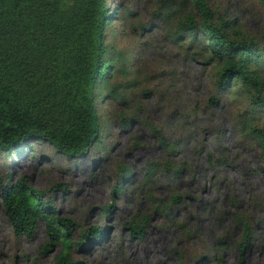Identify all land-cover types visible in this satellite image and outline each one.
Returning <instances> with one entry per match:
<instances>
[{"label":"rangeland","instance_id":"1","mask_svg":"<svg viewBox=\"0 0 264 264\" xmlns=\"http://www.w3.org/2000/svg\"><path fill=\"white\" fill-rule=\"evenodd\" d=\"M207 1L263 47L264 0ZM106 3L118 61L98 93L100 141L81 158L46 142L0 150V264H54L62 250L45 251L44 220L31 237L15 234L1 184L18 181L75 221L79 264H264V145L252 131L264 135V106L241 81L221 86L203 46L173 35L192 0ZM163 3L172 16L156 15ZM94 226L105 236L87 241Z\"/></svg>","mask_w":264,"mask_h":264},{"label":"trees","instance_id":"2","mask_svg":"<svg viewBox=\"0 0 264 264\" xmlns=\"http://www.w3.org/2000/svg\"><path fill=\"white\" fill-rule=\"evenodd\" d=\"M175 10L163 3L156 15L172 16ZM110 21L106 0H0L4 154H21L33 142H46L67 158H81L100 141L98 93L110 85L118 61L105 42ZM173 35L189 39L190 47L203 46L207 60L217 66L221 86L241 81L264 106V45L247 38L235 20L218 19L207 0H192V11ZM195 56L193 52L191 58ZM252 131L264 145V135L254 127ZM1 187L4 210L17 236L31 237L44 220L50 238L45 251L62 244L54 264H79L71 251L83 241L71 237L77 226L73 219L58 216L45 192L22 181ZM132 229L141 235L140 227ZM104 236L105 229L98 226L86 233L92 242Z\"/></svg>","mask_w":264,"mask_h":264},{"label":"bare ground","instance_id":"3","mask_svg":"<svg viewBox=\"0 0 264 264\" xmlns=\"http://www.w3.org/2000/svg\"><path fill=\"white\" fill-rule=\"evenodd\" d=\"M260 189V185L259 184H255L253 187H252V190H255V191H259Z\"/></svg>","mask_w":264,"mask_h":264}]
</instances>
